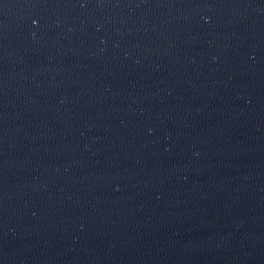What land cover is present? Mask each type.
I'll list each match as a JSON object with an SVG mask.
<instances>
[{"label":"water","instance_id":"95a60500","mask_svg":"<svg viewBox=\"0 0 264 264\" xmlns=\"http://www.w3.org/2000/svg\"><path fill=\"white\" fill-rule=\"evenodd\" d=\"M0 264H264V0H0Z\"/></svg>","mask_w":264,"mask_h":264}]
</instances>
